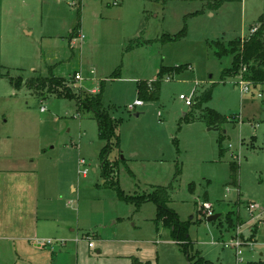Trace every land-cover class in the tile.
<instances>
[{
  "label": "rangeland",
  "instance_id": "obj_1",
  "mask_svg": "<svg viewBox=\"0 0 264 264\" xmlns=\"http://www.w3.org/2000/svg\"><path fill=\"white\" fill-rule=\"evenodd\" d=\"M215 1L0 0V137L9 136L14 152L34 166L58 222L38 238L51 245H1L0 264L15 263V251L17 264H188L170 229L155 219V204L141 201L154 186L170 187L168 205L187 225L190 253L235 264L234 250L222 241L239 229L245 245L255 243L242 248L244 260H264V85L241 94L238 75L220 76L230 56L216 57L211 46L254 32L264 20V0H223L212 7ZM184 25L181 39L158 41ZM136 38L150 41L128 49ZM161 64L182 70L163 79L157 101L129 109L138 99L137 81L156 78ZM50 71L69 78L79 94L101 92L106 111L118 120V145L106 163L125 200L102 175L106 142L92 113L54 94L40 99L9 81ZM78 71L84 81H76ZM208 89L210 100L198 105ZM205 108L225 118L217 129L208 130ZM250 203L256 205L252 215ZM231 209L240 220L230 228L225 214ZM211 214L219 216L207 221Z\"/></svg>",
  "mask_w": 264,
  "mask_h": 264
},
{
  "label": "trees",
  "instance_id": "obj_2",
  "mask_svg": "<svg viewBox=\"0 0 264 264\" xmlns=\"http://www.w3.org/2000/svg\"><path fill=\"white\" fill-rule=\"evenodd\" d=\"M223 0L215 1L211 6L218 7ZM260 26L246 38H234L224 43L222 40H213L211 46L214 55L218 58L223 56H230L231 65L225 67L221 71V78L231 77L234 75L241 76L251 85H264V20L259 19ZM76 27L71 30L70 37H72ZM186 35L185 25L181 30L175 34H162L158 41L160 42H174ZM150 40L133 39L128 45V49L134 46H139ZM182 70L180 66H168L161 64L156 78L151 81H137V97L141 101H157L160 96L161 83L166 76L171 74H179ZM9 81L15 89H20L24 85L29 91L33 92L35 96L40 99L46 98L49 94H54L57 98H64L73 100L78 110L85 109L90 111L96 120L98 137L106 143L102 147L101 168L102 175L105 179H110L111 186L116 190L120 199L125 200V196L117 181L111 179L113 174L112 167L107 166L106 160L112 146L118 145V134L116 133L118 120L111 117L104 107L101 92L79 94L72 88V83L69 78L55 75L49 72L47 75L31 76L25 81L22 77L16 79L9 78ZM211 98V90L208 89L202 93L198 99V105L206 103ZM202 119L208 126L219 127L225 121L222 114L218 113L212 108H205ZM222 138H218V147L221 151ZM237 166L231 164V177L235 179ZM179 168L176 170V175L179 174ZM170 187L168 186H154L153 190L145 195L141 201H151L156 206L157 221H162V224L168 227L171 231L172 239L180 246L181 250L186 254L188 264H214L211 260L202 256L197 250L190 253L191 241L187 234V225L180 222L176 212L168 205L170 200ZM234 217V218H233ZM225 220L231 228L235 226L234 221L240 220L239 213L236 210H228L225 214ZM132 264H150V262L142 263L134 259ZM247 264H264V260L258 259L256 261H249Z\"/></svg>",
  "mask_w": 264,
  "mask_h": 264
},
{
  "label": "crops",
  "instance_id": "obj_3",
  "mask_svg": "<svg viewBox=\"0 0 264 264\" xmlns=\"http://www.w3.org/2000/svg\"><path fill=\"white\" fill-rule=\"evenodd\" d=\"M48 201L41 195L40 177L34 166L25 164L14 152L9 136L0 137V246H16L30 240L47 245L40 244V234L49 227H58L54 226L57 219L48 212ZM14 256L13 264H17V251Z\"/></svg>",
  "mask_w": 264,
  "mask_h": 264
},
{
  "label": "built area",
  "instance_id": "obj_4",
  "mask_svg": "<svg viewBox=\"0 0 264 264\" xmlns=\"http://www.w3.org/2000/svg\"><path fill=\"white\" fill-rule=\"evenodd\" d=\"M255 28H253L252 30H254ZM82 37V36H81ZM91 73H93V70L90 71ZM74 77L76 79V81L81 82L84 81L83 79V73L81 71H78L74 74ZM251 84L244 80L241 76H239L238 81L236 83V88H238L239 92L241 94L246 93L249 90V86ZM97 91L95 89L91 90V93H96ZM180 99H183L186 105H189L191 103V98L190 96H186L184 94H180L179 95ZM142 101L139 99H136L131 105H129V109H133L134 106L137 105H141ZM40 109L43 111L45 109V107H40ZM79 164L81 165H85V161L83 159L79 160ZM80 172L84 175L87 172L86 168H80ZM203 207L205 209H210L211 208V204L208 202H203L202 203ZM256 208V205L254 203H250L247 206V211L249 214H253V210ZM238 231L234 234V237L231 238L229 241L224 242L222 241V244L224 246H228L230 248H232L234 250V257H235V264H247V262L244 260L243 258V251L242 248H250L252 249V247L254 246L255 243H251L248 242L246 245L245 243H243V241L241 240V238L238 235ZM40 244H47V245H51L52 242L50 240H39ZM89 246L91 245V243L88 244Z\"/></svg>",
  "mask_w": 264,
  "mask_h": 264
},
{
  "label": "water",
  "instance_id": "obj_5",
  "mask_svg": "<svg viewBox=\"0 0 264 264\" xmlns=\"http://www.w3.org/2000/svg\"><path fill=\"white\" fill-rule=\"evenodd\" d=\"M137 115V114H136ZM210 129H217V127H215V126H210V127H208V130H210ZM218 216H219V214H211V215H208L207 216V221H213V220H216L217 218H218Z\"/></svg>",
  "mask_w": 264,
  "mask_h": 264
}]
</instances>
